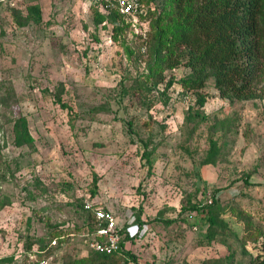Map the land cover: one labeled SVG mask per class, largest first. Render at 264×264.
Instances as JSON below:
<instances>
[{
    "label": "rangeland",
    "instance_id": "rangeland-1",
    "mask_svg": "<svg viewBox=\"0 0 264 264\" xmlns=\"http://www.w3.org/2000/svg\"><path fill=\"white\" fill-rule=\"evenodd\" d=\"M164 5L150 0L155 12L113 31L92 0H0V264H38L42 243L43 264L86 256V200L127 233L126 264H250L261 253L264 80L262 97L230 100L209 77L200 107L184 62H153V38L171 26ZM215 118L229 128L211 135L217 154L204 163Z\"/></svg>",
    "mask_w": 264,
    "mask_h": 264
},
{
    "label": "trees",
    "instance_id": "trees-1",
    "mask_svg": "<svg viewBox=\"0 0 264 264\" xmlns=\"http://www.w3.org/2000/svg\"><path fill=\"white\" fill-rule=\"evenodd\" d=\"M167 1L162 0V10ZM169 2L173 3V12H161L166 20L171 22V26L158 31L154 36L153 62L158 61L161 69L174 68L184 62L191 69L192 75L182 79V84L186 89L196 92L197 104L200 107L203 106L205 98L198 90L204 87L209 77L214 78V86L221 98L249 100L262 97L257 84L264 80V0H169ZM32 8L36 20H39L38 6ZM153 12L155 11L148 10L140 16ZM99 18L100 21L110 22L113 31L121 29L124 20L127 19L115 10L100 13ZM159 80H163L161 75ZM170 84L168 82L166 87ZM212 121L214 123L208 126L209 150L204 163L211 162L217 154L216 141L211 135L226 126L222 119L215 118ZM14 131L17 145L31 140L23 118L16 120ZM86 211L88 219L92 220V212ZM204 211L206 212L205 209L202 210ZM205 218L209 225L215 224L218 220L211 212ZM173 221L174 219L166 220L167 223ZM52 237L47 240L49 247H53L51 242L55 238ZM26 247L30 248V243ZM37 254L38 264L50 256L45 243L40 245ZM126 256L127 252L122 256L91 250L83 257L67 255L61 264H126L128 262L124 258ZM250 264H264V245L261 253L251 257Z\"/></svg>",
    "mask_w": 264,
    "mask_h": 264
},
{
    "label": "built area",
    "instance_id": "built-area-1",
    "mask_svg": "<svg viewBox=\"0 0 264 264\" xmlns=\"http://www.w3.org/2000/svg\"><path fill=\"white\" fill-rule=\"evenodd\" d=\"M97 2L103 12L115 10L120 15L126 18L138 17L145 13V6L150 0H92ZM84 208L93 214L92 223V238L89 246L92 250L98 253L113 254L117 253L122 256L129 251V239L126 240L123 227L118 225L117 219L111 210L96 206L95 203L84 201ZM129 231V229H127ZM146 232V228H141V235ZM130 235H132L130 233ZM53 240L51 244H55ZM37 251V250H35ZM46 260L39 264L45 263Z\"/></svg>",
    "mask_w": 264,
    "mask_h": 264
}]
</instances>
